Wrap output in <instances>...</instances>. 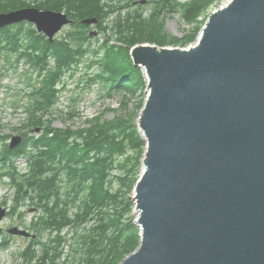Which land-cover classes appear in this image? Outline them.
Masks as SVG:
<instances>
[{
	"label": "water",
	"instance_id": "95a60500",
	"mask_svg": "<svg viewBox=\"0 0 264 264\" xmlns=\"http://www.w3.org/2000/svg\"><path fill=\"white\" fill-rule=\"evenodd\" d=\"M24 21L51 41L73 22L37 7L0 13V29ZM130 54L148 82L137 120L147 147L134 189L141 242L121 264H264V0H229L188 47Z\"/></svg>",
	"mask_w": 264,
	"mask_h": 264
},
{
	"label": "trees",
	"instance_id": "16d2710c",
	"mask_svg": "<svg viewBox=\"0 0 264 264\" xmlns=\"http://www.w3.org/2000/svg\"><path fill=\"white\" fill-rule=\"evenodd\" d=\"M33 1L36 4L0 0V13L37 7L65 12L74 22L63 37L52 41L28 22L0 29V59L10 61L15 56L16 65L24 61L38 75L29 83L28 121L23 124L26 131L19 134L20 143L11 148L5 141L12 136L0 130V181L15 189L13 211L8 215L25 203L35 212L25 227L37 236L20 255L26 264H67L69 257L77 264H121L141 242V230L133 217V193L143 171L147 141L136 116H98L88 121V127L73 130L53 127L52 118L46 115L59 102L63 76L89 55L91 65L100 66L92 80L103 83L107 97L144 91L145 76L131 58L132 47L145 42L189 46L197 32L170 35L159 21L160 15L181 9L182 17L191 24L217 0H153L156 7L147 18L139 8L142 5H136L140 0L123 5L106 0ZM132 5L138 8L125 17L120 13L112 26L106 23L117 10ZM88 18H97L106 35L97 48L93 43L98 38L83 23ZM21 157L26 158L23 170L16 164ZM19 217L21 224L26 223L23 213ZM9 242L5 239L0 251ZM66 246L70 251L63 261Z\"/></svg>",
	"mask_w": 264,
	"mask_h": 264
},
{
	"label": "rangeland",
	"instance_id": "374dc122",
	"mask_svg": "<svg viewBox=\"0 0 264 264\" xmlns=\"http://www.w3.org/2000/svg\"><path fill=\"white\" fill-rule=\"evenodd\" d=\"M36 4L33 0H27ZM112 4L123 5L128 0H106ZM135 1V0H134ZM141 1V0H140ZM185 2L187 0H180ZM229 0H217L194 23H188L182 17L181 9L175 12L165 11L160 15L159 21L163 22L164 30L170 35L182 37L186 33L197 32V37L201 34L202 28L210 17L211 13L222 7ZM139 7L145 18L151 16L156 3L153 0H147ZM134 5L126 7L122 10H117L106 21L110 26L115 20L121 16L125 17L131 10L137 9ZM36 27V26H34ZM70 29V25L65 26L62 31L56 34L57 37H63ZM90 29L94 30V37L98 38L93 43V48H97L104 41L106 35L100 30L98 22L90 24ZM111 33V31L109 32ZM113 40V39H112ZM93 57L89 55L78 66L73 67L71 73L67 72L63 76L59 87L63 88L60 99L56 107L46 115L52 118V126L57 128L71 127L73 130L88 127V121L100 116L103 119H113L117 116H136L137 120L145 104L148 88V82L145 77V90H139L135 94L117 93L111 97H107L104 92L105 87L99 80L93 81V75L100 69L99 64L91 65ZM144 74V71H143ZM27 76H30L29 78ZM145 76V75H144ZM38 75L36 72H31L30 64L22 61L18 65L15 64V56L10 61L0 59V130L4 135L17 137L21 132L26 131V126L23 125L28 121V113L26 105L29 102L27 94L30 92L29 83L35 82ZM65 86V87H64ZM141 104V105H140ZM38 130L37 128L35 131ZM141 133V132H140ZM11 139L5 142L9 144ZM26 158L21 157L16 161V164L23 168L25 167ZM6 182L9 180L5 177ZM134 195V193H133ZM15 189L6 183L0 181V205L13 211ZM7 202L5 204L4 202ZM27 204V203H25ZM18 207L14 215H8L0 221V244L5 239H10V246L7 249L0 251V264H26L20 253L27 248L31 243L32 238L24 235H12L8 229L14 226L21 228L29 227L33 218L34 211H29L26 205ZM23 213L26 223L21 224L19 214ZM133 217L136 222L138 215L134 209ZM26 226V227H25ZM28 229V228H26ZM46 239V236L45 238ZM40 250V249H39ZM70 248L66 246L65 254L62 258L66 260ZM67 261V260H66ZM67 264H77L69 257Z\"/></svg>",
	"mask_w": 264,
	"mask_h": 264
},
{
	"label": "bare ground",
	"instance_id": "6f19581e",
	"mask_svg": "<svg viewBox=\"0 0 264 264\" xmlns=\"http://www.w3.org/2000/svg\"><path fill=\"white\" fill-rule=\"evenodd\" d=\"M229 2V1H228ZM228 2H226L224 5H226Z\"/></svg>",
	"mask_w": 264,
	"mask_h": 264
}]
</instances>
